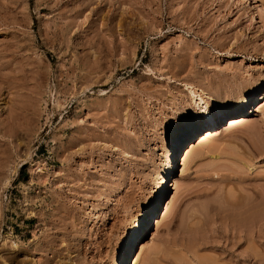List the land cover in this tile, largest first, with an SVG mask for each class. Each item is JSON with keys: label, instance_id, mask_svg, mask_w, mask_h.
Returning a JSON list of instances; mask_svg holds the SVG:
<instances>
[{"label": "rangeland", "instance_id": "1", "mask_svg": "<svg viewBox=\"0 0 264 264\" xmlns=\"http://www.w3.org/2000/svg\"><path fill=\"white\" fill-rule=\"evenodd\" d=\"M261 2L0 0V264H264Z\"/></svg>", "mask_w": 264, "mask_h": 264}, {"label": "bare ground", "instance_id": "2", "mask_svg": "<svg viewBox=\"0 0 264 264\" xmlns=\"http://www.w3.org/2000/svg\"><path fill=\"white\" fill-rule=\"evenodd\" d=\"M259 1V0H255ZM264 3V0H261ZM261 2V3H262ZM189 87V86H188ZM190 98L194 104L195 110L196 107L200 110V113L203 117V121L197 126V128L193 131V133H188V137L195 136L194 140L188 142L186 152L191 156V153L194 151H198L200 148H203L204 144L212 138L214 135L213 128L219 125L224 119L228 118L230 121L229 124L231 127L235 126L237 122L241 121V119H246L249 116L248 110L251 107H248L249 100L246 99L243 102H239L237 104H233L230 107L217 108L216 112L211 110L209 103L204 99L201 93H199L194 87L190 85ZM262 97V96H261ZM198 98V100L196 99ZM192 107V106H191ZM263 106H260L256 109V111L262 110ZM245 121V120H244ZM187 135V134H186ZM184 139L179 140L178 143L171 145L168 150V155L170 160H172L177 152V149L181 146V143ZM186 146V147H187ZM199 154V153H198ZM196 155V153H195ZM200 155V154H199ZM190 162V161H189ZM171 172H169L170 174ZM168 175L163 176L161 181L160 188L152 193L150 196V206L145 210L144 214L141 217V224L137 231L131 233L126 240L122 244V249L119 254V264L125 262L127 257V252L129 248L140 236L145 232V227L150 219L153 208L156 205V202L160 199L163 193L166 191L167 185H169Z\"/></svg>", "mask_w": 264, "mask_h": 264}]
</instances>
